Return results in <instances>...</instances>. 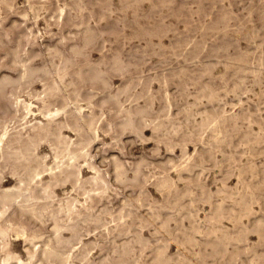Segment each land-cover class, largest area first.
<instances>
[{
  "label": "rangeland",
  "instance_id": "obj_1",
  "mask_svg": "<svg viewBox=\"0 0 264 264\" xmlns=\"http://www.w3.org/2000/svg\"><path fill=\"white\" fill-rule=\"evenodd\" d=\"M60 9H63V11L61 12ZM16 47H18L17 51L19 55L24 59L30 58L31 64L33 65L45 64L50 66L51 62L54 64H61L65 58L69 59V63L66 65L67 73L64 83L59 82L53 69H51V75L45 78L46 84L50 83L51 77L59 84V97L50 107L54 108L62 104V96L71 95V97H73V90L75 89L80 93L78 100L83 107L84 114L89 116L90 113H93L96 117L97 125L95 124V126L97 136L92 138V141L85 147L84 151H86L87 154L84 157H80L77 164L80 165L83 177L92 175L96 170L106 173V178L109 182V188L105 193L107 197L104 194L98 206H105L113 214L117 212V208L118 211L123 208V211L126 212L125 207L127 206V211L130 210L132 212L124 218H127V222L125 220L126 224H132V227H130L131 233L129 232L131 235L125 238L132 239L131 237L136 233L141 232L140 234L145 238V242L148 240L146 245L145 242L139 243L132 241L133 243H131L130 246L133 248L130 247L131 254H129L126 264H145V262L146 264H152V262H154L152 256H154L157 247L164 248L166 253L173 256L174 259H172L169 264H175L177 259H182L184 261L189 259L194 262L196 250L205 258L204 262L201 264H224L225 261L226 264H264V245L262 244L264 243V199H262L264 198V167L260 166H264V155H262L264 154V129L262 130V128H264V88H262L264 86V0H0V76L2 74H7L11 77L17 76L19 68L13 63V50ZM73 47H76L78 52H74ZM114 58L121 61L122 70L114 66ZM125 65L127 67H125ZM91 67H94L100 72L101 77L107 83L106 85H102L99 80L87 77L91 73ZM260 67H262V70ZM79 71L82 72L84 78L79 76ZM258 75H260V77ZM31 80L23 82L18 87L10 84L5 86L4 93L0 96V131L2 130V124H6L7 129L12 131L14 129L17 130L16 128L21 129L26 119H30V122H34L38 119L45 121V118L42 117L37 110V106H41L42 102L36 98L38 96L41 97L43 94V81L37 77ZM124 85L126 86L125 88ZM206 87L209 88L207 89ZM14 90L18 92L21 98L30 99L34 103V115L22 118L20 116L21 112H19L17 113L18 117L13 118L14 108L12 106V101L14 95L12 93ZM114 92L118 94L117 103H115L111 97ZM210 93L211 95H215V98H210ZM70 105L72 106V104ZM144 107L146 109H144ZM125 109H130L133 112V123L137 129L136 131L131 128H121L120 122L124 117ZM216 111L218 113H216ZM244 114H247V118H245L247 120L249 119V121L245 120ZM238 115H241L239 116L240 121H238V123L241 124L235 125L231 120L234 116ZM61 118L62 117L59 116V119ZM209 121L211 122V126ZM147 122L149 124H147ZM161 122L164 124V127L166 125L165 129ZM245 123H247V125ZM243 125L246 127L243 128ZM218 126L220 131L218 130ZM248 129L254 132V134H257L256 139L260 135V140L256 141L252 133L249 135L250 130ZM245 130H248V133ZM61 133L74 140L79 138L77 132L69 126H63L61 128ZM220 134H227L226 138L220 140L212 139L214 135ZM238 134H240L239 136L242 141L239 139ZM251 136L253 137L252 139ZM186 140L188 142H186ZM207 140H209V142ZM211 140L213 142H211ZM227 140L231 141L226 143ZM234 141L236 143L239 141L237 146ZM185 142L187 144H185ZM194 142H196L195 145ZM251 142L254 143L255 146ZM222 143L224 144L223 146ZM234 143L235 145H233ZM260 144V148L262 149H259V146L256 147V145ZM241 145L244 146L241 147ZM220 146L222 147L220 148ZM211 147L215 148V151H213L214 149L212 150ZM182 148L185 150L184 152ZM257 148L259 150H257ZM253 150H255L254 153ZM260 150H262V152H260ZM36 151L46 156L45 161L47 164H52L54 162L55 159L53 156L51 139H41L37 145ZM223 151H225V153ZM243 151H245V154ZM191 154L194 156L196 155V159L193 155L191 156ZM188 155H190V158ZM199 155L203 156L199 158ZM226 158L229 162L226 161V163H224ZM209 159L211 161H209ZM215 159L217 160L215 161ZM114 160L121 161L129 179L133 177V171L139 166L138 179L117 183L112 177ZM167 160L169 162H167ZM213 161H215V164L212 163ZM187 162H195L196 166L193 167L195 170L180 169ZM249 162L253 163L251 168L248 167ZM145 163L147 164L145 165ZM210 163L213 165L212 167ZM16 164L17 162L12 160L6 165L0 162V188H8L15 183L16 177L11 174V166ZM237 164L238 166H236ZM204 165L206 167H203ZM207 165L210 168L207 167ZM216 165L218 167H216ZM223 165L225 166L223 167ZM232 165L234 167H232ZM239 165L242 166L243 171H239ZM259 166L260 169L257 168ZM92 167L94 170H91ZM162 170H167L168 173H166L167 171L162 172ZM181 171L185 172L180 173ZM255 171L258 174H256ZM253 173L255 174L253 175ZM179 175L183 177L182 180ZM185 175L188 176V180L185 179L187 177ZM225 175L227 176L225 177ZM244 175L246 176L243 177ZM261 175L263 179L260 177ZM163 177L170 178L171 180L173 179L172 181L176 184L175 186L177 189L173 190V193H182L184 191L183 186L186 190H191L189 195L192 194V189L194 192L196 191V194H192L190 197H188L189 195H187V197L185 196L188 199H183L184 197H182L181 200L178 201L180 202L178 204H182V211L180 210L178 213L176 209L168 208L167 210L169 211H167L161 207L164 204H169V201L173 202L174 199L173 197H171L172 200L170 199L167 190L163 191L165 189L162 190L158 188V191V189H155V187L157 188V180ZM258 177L259 179H256ZM46 178L47 176H44V179ZM223 179H226V181ZM191 180H193V182L196 181L195 185H199V183L202 184L201 186H194ZM261 180H263V182H261ZM247 181L250 183V186H248ZM255 182L259 184V187ZM244 183L246 184L244 185ZM253 184L254 186L256 185L257 188L254 187ZM260 184L263 185L261 186ZM112 185L113 187L115 186L114 188H116V191L115 189L113 190ZM117 185L122 186L118 187ZM220 185H222L223 188ZM223 185H227L226 188H229L226 189ZM207 186L208 188H206ZM238 186H241V188ZM202 188L208 192L205 194V197L204 193L200 192L203 191ZM206 189H208V191ZM249 189H251V191ZM141 190H143V192L139 195ZM212 190H214V192ZM242 190L245 195L248 194L247 196H249V198L250 196L251 198L252 196L255 197V199L252 198L251 203L246 196L245 200H247L251 206V213L247 216L243 215L245 217L239 213L242 204L240 205L237 202L238 195L243 196L241 195L243 194ZM255 191H257L256 194ZM56 192L59 197L64 196L66 193L75 195V192L70 190L68 184L64 187H56ZM116 192L118 193L117 195ZM158 192L161 193L159 194ZM199 193H202L203 196ZM229 193L231 196L228 198L226 194L230 195ZM161 194L163 195L162 200ZM198 194L202 199L201 197L197 198L199 197ZM196 195L197 197H195ZM256 195L258 196V202L256 201ZM234 196L237 197L234 198ZM79 197L82 200L81 196ZM135 197H140L143 204L140 205L134 201L133 199ZM194 198L200 201L197 199V201H194ZM154 199L159 200L156 201ZM233 199L234 201L236 199V202L232 201ZM201 200H205L206 202H202ZM210 200L214 201L211 202ZM109 201L110 203L108 204ZM124 201H131L132 207L131 205H125ZM155 201L159 204V208L155 206L157 205ZM219 201L223 203L225 208V216L221 219L220 226L229 231L230 234L234 233L233 236L231 235V239L233 240L230 239V242L222 245L223 247L219 244V246H215L218 248L213 246V249H210L211 247L209 244L205 242H207V240H213L214 235L209 236L205 231L209 227L208 216L212 213L213 207L218 204ZM187 202L190 203V206L187 205ZM119 203H121V205ZM6 208L7 211L4 213L2 219H0L2 225L13 226L22 223L26 226L27 234L33 228H40L42 239L48 237L52 224L50 218L45 217L43 221H37L31 219L27 215H20L17 208L14 206H7ZM230 208L234 209H231V211H235V213L233 212L235 215L229 211ZM134 209L137 212L133 211ZM186 209L187 211H185ZM189 210H191L190 214L192 213L194 215L193 219L195 224L197 222L199 226L196 225L200 227V232L195 233V238L197 237V239L196 242L193 243V246L189 244L187 240L186 243H182L185 240H181L180 238L185 237L179 232L181 228H184L186 231L190 229L188 226L190 223L188 224V222L190 219L192 221V218H190L191 215L189 214ZM226 210L229 211V215ZM156 211L160 212L159 219H165L167 215H170L169 226L171 229L168 226L169 229H165L164 231V228H161L159 225L162 219L160 221L158 218H155L156 220L151 218V214ZM195 211H197L196 215ZM136 213L140 215V218L137 217ZM183 214L187 216L182 217ZM188 214L190 216H188ZM145 216L148 218H145ZM175 216L177 217L175 218ZM233 217H237L236 220H234ZM104 218L108 221V226L110 228L114 227L115 222L111 220L110 215H104ZM182 218H186L188 221ZM140 220L145 222L141 223L139 222ZM174 220L176 222H174ZM150 221L152 225H149ZM236 223L241 224V227L235 225V228L234 224ZM154 224L159 226H155ZM173 225H175L177 229H174L175 232H172V229L175 228ZM243 225L247 227H243ZM84 226L86 229L90 230L89 233H87L84 228L82 230V240L84 242H91V244L88 245V249H90L88 257L90 258H87V260H80V258L78 259L75 257V261L72 260V264H74V262L75 264H83V262H85V264H89V262L90 264H94L95 261V264L99 263L98 261L102 264V256H108L110 258L111 255H113L110 259H114L115 255L111 254L112 247H110V245H114L113 239L116 236L117 238L115 239L117 243H119L123 237L118 236L117 232L114 230L107 233L103 227L94 228L92 224ZM203 226L206 229H204ZM225 226L228 227L226 228ZM137 227L138 230H136ZM150 228L152 230H150ZM247 228L249 230H247ZM11 233L7 237V240L11 244L9 248L12 246L10 249L13 253L19 254L23 259H26L24 258L27 257V252L25 250L30 247V245H27L22 235L18 237L15 236L14 232ZM237 233H239V241L241 242V238L243 239L242 244H240L236 238L238 236L236 235ZM244 233L245 236H243ZM246 233L248 234L246 235ZM65 234L68 233L65 232ZM240 234L242 235L240 236ZM173 236L179 238L176 237L174 239ZM205 237L208 239H205ZM245 237L248 241L245 240ZM259 239L262 240L260 243ZM179 242L183 244V246L178 244ZM96 243L97 245H95ZM137 244L140 245L136 248ZM184 244L187 245L184 247ZM252 244L255 245L254 248H252ZM77 245L79 244H76L75 248ZM198 245L200 248H197ZM240 245L241 247L239 248ZM260 245H262V247H259ZM202 247L203 249H201ZM185 248L187 251H185ZM191 250H193V252ZM232 250L235 251L236 254ZM202 251H204L203 254ZM254 251L257 253L258 257L255 255ZM73 252L76 253L77 250H73ZM104 252L105 254L110 253V255H105ZM224 253L227 254L228 258ZM2 254L3 252L0 251V255ZM230 254L233 255L232 259H229ZM259 254H263V257ZM118 257L116 254L114 259L115 262L113 263V260H111V263L106 261V264L118 263L116 261ZM211 258H214V261ZM257 258H259V260ZM209 261L211 262L209 263ZM52 264H56V262H52Z\"/></svg>",
  "mask_w": 264,
  "mask_h": 264
},
{
  "label": "bare ground",
  "instance_id": "obj_2",
  "mask_svg": "<svg viewBox=\"0 0 264 264\" xmlns=\"http://www.w3.org/2000/svg\"><path fill=\"white\" fill-rule=\"evenodd\" d=\"M60 11L62 12L63 9H60ZM91 29V28H90ZM93 42V41H92ZM87 45V44H86ZM18 47H16L14 50H13V63L15 65L18 66L19 68V71H18V74L17 76L15 77H11L10 75H7V74H2L0 76V96L3 95L4 93V88L6 85L10 84V85H14L16 87L20 86L23 82H26V81H30L31 79H33L34 77H37L39 79H41L43 81V84H44V89H43V94L38 97H36L39 101L42 102V105L41 106H37V110L38 112L41 114L42 117L45 118V121H43L42 119H38L34 122H30V119H24L25 120V123L23 124V127L21 129H18L16 128L17 130H12V131H9L7 129V125L6 124H2V130L0 131V162H2L4 165L8 164L11 160L14 161V162H17L16 165H12L11 166V174L13 176L16 177V181L15 183L11 186V187H8V188H0V219H2V217L4 216V213L7 211V206H14L15 208H17L18 210V213L20 215H27L29 216L31 219H34V220H37V221H43V219L45 217H48L52 220V224H51V228H50V233L48 235V237L46 239H42V232L40 231V228H33L31 229V231L27 234L26 232V226L24 224H16V225H11V226H5L4 224L2 225L0 223V248L3 252L2 255H0V264H52V262H56V264H72V260L75 259V257H77L78 259L80 258V260H87V258H90L88 257V253H90V249H88V245L91 244L90 241L88 242H84L82 240V230L83 228L87 231V233L90 232L89 229H86L84 225H87V224H92L93 227H103L107 233H109L110 231L114 230L117 232V235L118 236H121L123 237L121 239V241L119 243H117L116 239L117 236L113 239V243L114 245L112 246V244L110 245L111 248V254H114L116 256L117 254V257L119 255V257L117 258V262L120 263V264H126L127 263V259L129 257V254H131V251H130V245L131 243H133L132 241H135V242H139V243H144L145 242V238L143 237V235H141L140 233H136L133 237H131L132 239H127L125 237H127L128 235L130 236L131 234H129L130 232V227H132L130 224H126L127 222V218H125V216L127 215H130L132 212L130 210L127 211V207H125V211H123V208L120 209L118 211V208H117V212L115 214H113L111 211L108 210V208H106L105 206H98L99 205V202L103 199V196L104 194L106 193V191L108 190L109 188V182H108V179L106 178V173L102 172V171H94V173L88 177H83L82 175V172H81V168H80V165L77 164L78 160L80 157H84L87 152L84 151L85 147L92 141V138L96 137L97 136V130H96V117L93 113H90L89 116L87 117L85 114H84V111H83V107L82 105L79 103V100H78V96L80 95V93L77 91V90H73V97H71V95H66V96H62V104L58 105V106H55L54 108H51L50 106L55 102L57 101L58 99V94H59V84L58 82L51 77V81L50 83H47L45 82V78L49 77L51 75V69H53V72L55 74V76L57 77V79H59V82L61 83H64L65 82V77H66V65L69 63V59L68 58H65L61 64H54L51 62V65L50 66H47L45 64H42V65H33L31 64V59L30 58H27V59H24L22 58L21 55H19L18 53ZM73 51L74 52H78V49L76 47H73ZM261 60V59H260ZM113 64L114 66L117 68V69H121L122 68V63L119 59L117 58H114L113 60ZM261 66V65H260ZM125 67H127L125 65ZM124 67V68H125ZM244 67V66H243ZM264 67V66H263ZM262 67H260L261 69ZM126 69V68H125ZM256 69V68H255ZM122 70V69H121ZM262 70V69H261ZM260 70V71H261ZM124 71V70H123ZM254 71V70H253ZM79 73V76L81 78H84V75L82 74L81 71L78 72ZM256 74V73H255ZM254 74V75H255ZM243 76V75H242ZM260 77V75H258ZM89 77L90 79H95V80H99L101 82L102 85H106V81L101 77V74L100 72L95 69L94 67H91V73L87 76ZM244 77V76H243ZM238 78V77H237ZM255 78V77H254ZM257 78V77H256ZM241 80V78H240ZM243 80V79H242ZM249 80V79H248ZM32 81V80H31ZM264 81V79H263ZM235 82V81H234ZM233 82V83H234ZM241 82V81H240ZM183 83V82H182ZM207 83V82H206ZM242 83V82H241ZM259 83V82H258ZM261 83V82H260ZM264 83V82H263ZM262 83V85H263ZM71 84V82H70ZM246 86V84H245ZM126 86L124 85V88ZM207 89L209 87H206ZM241 88V87H240ZM243 88V87H242ZM245 88V87H244ZM264 88V86L262 87ZM123 89V87H122ZM212 89V88H211ZM16 90V88H15ZM12 93L14 95V99L12 101V106L14 108V116L13 118H17L18 115L17 113L21 112V117L22 118H26L27 116H30V115H34L35 114V111L33 110V102L30 100V99H26V98H21L20 95L18 94L17 91H15ZM235 90V88H234ZM119 91V90H118ZM197 91V90H196ZM208 91V90H207ZM123 92V91H122ZM128 92V90H127ZM263 92V91H262ZM202 93L204 94V92L202 91ZM218 93V92H217ZM111 94V93H110ZM216 94V93H215ZM117 95L118 94H115V92L113 93V95L111 96L112 99L115 101V103L118 102V98H117ZM120 95V94H119ZM235 95H238V94H235ZM123 96V94H122ZM203 96V95H202ZM209 96V95H208ZM215 95H211L210 93V98H215L214 97ZM32 97V96H31ZM121 97V96H119ZM199 97V96H197ZM206 97V96H205ZM218 97V95H217ZM222 97V96H221ZM209 98V97H207ZM197 99V98H196ZM199 99V98H198ZM90 102V100H89ZM72 104V106L70 105ZM119 104V103H118ZM91 105V104H90ZM195 105V104H194ZM150 106V105H149ZM92 107V106H90ZM128 108V107H127ZM140 108V107H139ZM93 109V108H91ZM144 109H146L144 107ZM122 110V109H121ZM119 110V111H121ZM136 110V109H135ZM138 110V109H137ZM148 111V110H147ZM218 111V109H217ZM216 111V113H218ZM136 113V112H135ZM210 113V111H209ZM214 113V112H213ZM221 113V112H220ZM240 113V112H238ZM237 113V114H238ZM242 113V111H241ZM246 113V112H244ZM259 113V112H258ZM143 114V113H142ZM189 114V113H188ZM208 114V113H207ZM215 114V113H214ZM213 114V115H214ZM224 114V113H223ZM254 114V113H253ZM225 115V114H224ZM245 115V114H244ZM247 115V114H246ZM244 116V118L247 116ZM59 116H61L62 118L59 119ZM139 116V115H138ZM191 116V115H190ZM229 116V114H228ZM233 116V115H232ZM239 116L241 115H238V116H234L232 118V122L233 124H241V123H238L239 120ZM243 116V114H242ZM252 116V115H251ZM254 116V115H253ZM136 117V116H135ZM141 117V116H140ZM143 117V116H142ZM146 117V116H145ZM172 117V116H171ZM210 117V115H209ZM214 117V116H212ZM218 117V116H217ZM216 117V118H217ZM139 118V117H138ZM147 118V117H146ZM145 118V119H146ZM243 118V120H244ZM245 118V120H247ZM9 119V118H8ZM12 119V118H11ZM21 119V118H20ZM133 112L130 110V109H125V114H124V117L123 119L121 120L120 122V125H121V128L122 129H125V128H131L133 130H137L134 123H133ZM142 119V118H141ZM144 119V118H143ZM211 119V118H210ZM19 120V118H18ZM23 120V119H22ZM173 120V119H172ZM219 120V119H218ZM225 120V119H224ZM251 120V119H250ZM149 121V120H148ZM171 121V120H170ZM221 121V120H220ZM227 121V120H225ZM249 121V119L247 120ZM2 122V120H1ZM140 122V121H139ZM210 122V121H209ZM223 122V121H222ZM243 122V121H242ZM162 123V122H161ZM165 123V122H164ZM171 123V122H169ZM175 123V122H174ZM228 123V122H226ZM231 123V122H230ZM147 124H149L147 122ZM152 124V123H151ZM159 124V123H158ZM163 124V123H162ZM161 124V125H162ZM201 124V123H200ZM215 124V123H214ZM247 125V123H245ZM257 124V123H256ZM264 124V123H263ZM54 125V126H52ZM97 125V124H96ZM168 125V124H167ZM219 125V124H218ZM229 125V124H228ZM231 125V124H230ZM234 125V127H235ZM63 126H69L71 127L72 129H74L79 138L74 140L66 135H63L61 133V128ZM175 126V125H173ZM181 126V125H180ZM179 126V127H180ZM194 126V125H193ZM210 126H211V122H210ZM220 126V125H219ZM219 126H218V130H219ZM244 126V125H243ZM261 126V125H259ZM109 127V126H108ZM145 127V126H144ZM162 127V126H161ZM166 127V125H165ZM164 127V124H163V128L165 129ZM214 127V126H213ZM225 127V126H224ZM229 127V126H228ZM227 127V128H228ZM241 127V126H239ZM246 126H244L243 128H245ZM248 127V126H247ZM139 128V127H138ZM162 128V129H163ZM172 128V127H171ZM236 128V127H235ZM238 128V127H237ZM251 128V127H250ZM167 129V128H166ZM178 129V127H177ZM176 129V130H177ZM180 129V128H179ZM192 129V128H191ZM239 129V128H238ZM247 129V128H246ZM259 129V128H258ZM264 128H262L263 130ZM161 130V129H160ZM193 130V129H192ZM217 130V131H218ZM242 130V129H241ZM250 130V129H248ZM248 130H245L247 133H248ZM195 131V130H194ZM205 131V130H204ZM220 131V130H219ZM222 131V130H221ZM258 131V130H257ZM109 132V131H108ZM178 132V131H177ZM190 132L192 133V131L190 130ZM223 132V131H222ZM124 133V132H123ZM143 133V132H142ZM187 133V132H186ZM233 133V132H232ZM242 133V132H241ZM250 133H252L254 136H255V140L256 141H259L261 136L259 135L256 139V136L257 134H254V132H249V135ZM256 133V131H255ZM162 134V133H160ZM169 134V133H168ZM173 134V133H172ZM170 134V135H172ZM179 134V132H178ZM194 134V133H193ZM198 134V132H197ZM201 134V133H200ZM213 134V133H212ZM246 134V133H245ZM141 135V134H140ZM163 135V134H162ZM177 135V134H175ZM226 135L227 134H220V135H214L212 137L213 140H220V139H225L226 138ZM240 134H238L239 136ZM212 136V135H211ZM248 136V135H247ZM120 137V136H119ZM159 137V136H158ZM197 137V136H196ZM209 137V136H208ZM234 137V135H233ZM98 138V137H97ZM95 138V139H97ZM164 138V137H162ZM199 138V137H198ZM197 138V139H198ZM253 137L251 136V139ZM41 139H51V146H52V151H53V156H54V162L52 164H47L46 161H45V157L44 155H41L39 154V150L38 152L36 151L37 149V145L39 143V141ZM160 139V138H159ZM205 139V138H204ZM229 139H232V138H229ZM239 139H240V136H239ZM245 139V137H244ZM158 140V139H157ZM161 140V139H160ZM164 140V139H162ZM167 140V139H166ZM206 140V139H205ZM233 140V139H232ZM241 140V139H240ZM182 141V140H181ZM190 141V140H189ZM194 141V140H193ZM209 142V140H207ZM228 141H231V140H227L226 143H228ZM242 141V140H241ZM240 141V142H241ZM246 141V140H245ZM248 141V139H247ZM254 141V140H253ZM264 141V140H263ZM162 142V141H161ZM186 142H188L186 140ZM185 142V144H187ZM211 142H213L211 140ZM216 142V141H215ZM222 142V141H221ZM235 142V141H234ZM239 141H237L238 143ZM166 143V142H164ZM196 142H194V145H195ZM233 143V142H232ZM236 143V142H235ZM235 143L233 145H235ZM237 143H236V146H237ZM247 143V142H246ZM252 143V142H251ZM176 144V143H175ZM183 144V142H182ZM207 144V143H206ZM210 144V143H209ZM213 144V143H211ZM218 144V143H217ZM244 144V143H243ZM254 145V143H252ZM171 145V144H170ZM180 145V144H179ZM197 145V144H196ZM208 145V144H207ZM224 144L222 143V146ZM232 145V146H233ZM264 145V144H263ZM185 146V145H184ZM219 146V145H218ZM220 146V148L222 147ZM226 146V144H225ZM229 146V145H228ZM244 146V145H241V147ZM255 146V145H254ZM259 146V149H262L260 148L261 144L260 145H256V147ZM170 147V146H169ZM172 147V146H171ZM240 147V149H241ZM247 147V146H245ZM255 147V148H256ZM208 148V147H207ZM210 148V146H209ZM213 151H215V148L211 147ZM232 148V147H231ZM229 148V149H231ZM234 148V147H233ZM238 148V147H237ZM251 148V147H250ZM253 148V147H252ZM183 149V148H182ZM228 149V148H226ZM243 149V148H242ZM257 148V150H259ZM207 150V149H206ZM219 150V148H218ZM236 150V149H235ZM185 150L183 149V152ZM208 151V150H207ZM237 151V150H236ZM255 150H253V153H254ZM41 152V151H40ZM225 153V151H223ZM231 152V151H230ZM245 151H243L244 153ZM257 152V151H256ZM260 152H262V150H260ZM208 153V152H207ZM228 154H230L229 152H227ZM242 153V152H240ZM249 153V152H248ZM196 154V153H195ZM205 154V153H204ZM209 154H210V151H209ZM215 154V152H214ZM227 154V155H228ZM236 154V153H235ZM245 154V153H244ZM193 154H191L192 156ZM233 155V153H232ZM237 155V154H236ZM264 155V154H262ZM189 158H190V155H188ZM196 156V155H195ZM195 156L193 155V157L195 158ZM203 156V155H201ZM201 156L199 155V158H201ZM207 156V155H206ZM213 156V155H212ZM229 156V155H228ZM241 156V155H240ZM250 156V155H249ZM261 156V155H260ZM198 157V156H197ZM208 157V156H207ZM214 157V156H213ZM264 157V156H263ZM143 158V157H142ZM188 158V160H189ZM210 158V157H208ZM225 158V157H224ZM241 158V157H240ZM246 158V157H245ZM254 158V157H253ZM259 158V157H258ZM261 158V157H260ZM170 159V157H169ZM168 159V160H169ZM196 159V158H195ZM204 159V158H203ZM214 159V158H213ZM229 159V158H228ZM243 159V158H242ZM167 160V162H169ZM199 160V159H197ZM205 160V159H204ZM217 159H215L216 161ZM223 160V159H222ZM221 160V161H222ZM240 160V159H238ZM245 160V159H244ZM148 161V160H147ZM173 161V160H172ZM195 161V160H194ZM209 161H211L209 159ZM215 161H213L212 163L215 164ZM226 161L229 162V160H227V158L225 159V162ZM237 161V160H236ZM255 161V160H254ZM193 162V161H192ZM197 162V161H196ZM203 162V161H202ZM201 162V163H202ZM218 162L220 163V161L218 160ZM223 162V161H222ZM227 162V163H228ZM232 162V160H231ZM235 162V161H233ZM253 162V161H252ZM252 162H249L248 163V167L251 168L252 166ZM262 162V160H261ZM148 163V162H147ZM145 163V165L147 164ZM174 163V161H173ZM199 163V162H198ZM197 163V164H198ZM205 163V162H203ZM245 163V162H244ZM83 164V163H82ZM170 164V163H169ZM172 164V163H171ZM176 164V163H175ZM217 164V163H216ZM246 164V163H245ZM244 164V165H245ZM262 164V163H261ZM200 165V164H199ZM211 165V163H210ZM219 165V164H218ZM222 165V164H221ZM228 165V164H227ZM231 165V163H230ZM256 165V164H255ZM196 166V163H191V162H187L185 163L180 169H187V170H195L193 167ZM213 165H211L212 167ZM215 166V165H214ZM225 165H223L224 167ZM238 166V164L236 165ZM262 167H264L263 165H260ZM260 166L257 167L260 169ZM198 167V166H197ZM203 167H206L205 165ZM207 167H209L207 165ZM216 167H218L216 165ZM221 167V166H220ZM222 167V168H223ZM232 167H234L232 165ZM231 167V169H232ZM144 168V167H143ZM162 168V167H161ZM165 168V167H164ZM202 168V167H201ZM210 168V167H209ZM167 169V168H166ZM176 169V168H175ZM198 169V168H196ZM205 169V168H203ZM230 169V170H231ZM258 169V170H259ZM262 169V168H261ZM91 170H94L93 167ZM164 170V169H163ZM162 172H165L163 171ZM234 170V169H233ZM232 170V171H233ZM237 170V169H236ZM264 170V169H263ZM138 171H139V166L136 167V169L133 171V177L132 178H128V176L126 175V171L123 167V164L121 163V161L119 162L118 160H114V165H113V171H112V177L114 178L115 181L120 182V183H123L125 182L126 180H137L138 179ZM198 171V170H197ZM205 171V170H204ZM229 171V170H227ZM239 171H243V168L242 166L239 165ZM250 171V170H249ZM254 171V170H253ZM261 171V170H260ZM178 172V171H177ZM175 172V173H177ZM185 171H181L180 173H183ZM225 172V171H224ZM248 172V171H247ZM246 172V174H247ZM256 172V171H255ZM168 173V171L166 172ZM187 173V172H186ZM191 173V172H190ZM231 173V172H230ZM236 173V171H235ZM233 173V174H235ZM242 173V172H241ZM263 173V172H262ZM179 174V172H178ZM195 174V173H194ZM197 174V173H196ZM243 174V173H242ZM249 174V173H248ZM252 174V173H251ZM255 173H253L254 175ZM256 174H258L256 172ZM163 175V173H162ZM189 175V174H188ZM224 175V174H223ZM222 175V176H223ZM240 175V174H239ZM44 176H47L46 179H44ZM158 176V175H157ZM161 176V175H160ZM164 176H165V173H164ZM180 176V175H179ZM187 176V175H185ZM184 176V178H185ZM227 175H225L226 177ZM238 176V175H237ZM246 175H244L243 177H245ZM259 176V175H258ZM156 177V176H155ZM170 177V176H169ZM181 177V176H180ZM250 177V176H249ZM252 177V176H251ZM262 177V175L260 176ZM13 178V177H12ZM177 178V177H176ZM183 177H181V180H182ZM188 176L185 178L187 179ZM224 178V177H223ZM247 178V177H246ZM158 179V177H157ZM156 179V180H157ZM175 179V177H174ZM193 179V178H191ZM222 179V178H220ZM240 179V178H239ZM256 179H259L256 178ZM261 179V178H260ZM263 179V177H262ZM15 180V179H14ZM173 180V179H172ZM170 178H167V177H163L159 180H157V188L155 187V189H165L163 191H168V195L170 196V199L172 200L171 197H173V202L169 201V204L167 205H162L161 207L164 208L165 210H167L168 208H173V209H176L177 213L180 212V210L182 209V204H178L180 202H178L179 200H181L182 197H184L183 199H185L187 197V195H189V192L191 193V190L188 191L186 190V188H184L183 186V189L184 191L182 193H173L172 191L173 190H177L176 189V184L173 183ZM176 180V179H175ZM178 180V179H177ZM188 180V179H187ZM224 180V179H223ZM238 180V179H237ZM113 181V182H115ZM185 181V180H184ZM183 181V182H184ZM192 182L191 183H194V186H201V184L199 183V185H195L196 184V181L193 182V180H191ZM226 181V179L224 180ZM244 181V180H243ZM246 181V180H245ZM258 181V180H257ZM189 182H190V176H189ZM223 182V181H222ZM240 182V181H239ZM248 182V181H247ZM261 182H263V180H261ZM178 183V182H176ZM190 183V184H191ZM256 184H258L257 182H255ZM69 185L70 186V190L75 192V195L73 194H70V193H66L64 196H61L59 197L57 195V192H56V187H64L65 185ZM188 184V183H187ZM189 184V185H190ZM246 183H244L245 185ZM250 183L248 182V186ZM264 184V182H263ZM262 184V185H263ZM123 185V184H122ZM121 185V186H122ZM185 185V184H184ZM188 185V186H189ZM261 185V184H260ZM261 185V186H262ZM118 186V185H117ZM116 186V187H117ZM121 186H118V187H121ZM124 186V185H123ZM179 186V185H178ZM187 186V185H185ZM203 186H204V183H203ZM206 186V185H205ZM222 187V185H220ZM224 188L227 187V185H223ZM254 186V184H253ZM261 186H260V190H261ZM113 187V185H112ZM115 187V186H114ZM113 187V190L115 189L116 191V188ZM239 187V186H238ZM246 188H248L247 186H245ZM254 187L257 188V186L255 185ZM258 187H259V184H258ZM264 187V185H263ZM208 188V186L206 187ZM220 188V187H219ZM223 188V187H222ZM229 188V187H228ZM226 188V189H228ZM234 188V187H233ZM241 188V186L239 187ZM238 188V189H239ZM252 188V187H251ZM158 189V191H159ZM191 189V188H189ZM199 189V187H198ZM112 190V191H113ZM161 190V191H162ZM181 190V189H180ZM179 190V191H180ZM186 190V191H185ZM201 190V189H200ZM203 190V188H202ZM208 191V189H206ZM217 190V188H216ZM241 190V189H240ZM238 190V191H240ZM244 190V189H243ZM242 190V192H243ZM251 191V189H249ZM257 190V189H256ZM259 190V189H258ZM162 191V193H163ZM205 189L203 191H200V192H203L204 193V197H205V194H207L208 192H204ZM214 192V190H212ZM219 191V190H218ZM217 191V192H218ZM223 191V190H222ZM249 191V192H250ZM254 191V190H253ZM263 191V190H262ZM143 190L140 191L139 195L142 194ZM193 189H192V194H196V191L193 193ZM224 192V191H223ZM230 192V191H229ZM257 191H255V194H256ZM115 193V192H114ZM159 193V192H158ZM161 193V192H160ZM159 193V194H160ZM165 193V192H164ZM221 193V192H220ZM225 193V192H224ZM236 193V191H235ZM261 193V192H260ZM264 193V192H263ZM118 193L116 192V195ZM191 194V195H192ZM199 194H202V193H199ZM198 194V195H199ZM211 194V192H210ZM215 194V193H214ZM218 194V193H217ZM230 194V193H229ZM240 194V193H239ZM254 194V193H253ZM254 194V196H255ZM162 195V194H161ZM166 195V194H165ZM191 195H189L188 197H190ZM236 195V194H235ZM243 196H240L238 195V199H237V202L242 206H241V209L239 210V213L243 216V215H248L251 213V206L249 205L248 201L245 200L246 199V196L248 195H245V193L243 192V194H241ZM82 198V200L80 199V197ZM106 196V194H105ZM168 196V197H169ZM186 196V197H185ZM203 196V194H202ZM210 196V195H209ZM216 196V195H215ZM223 196V195H222ZM226 196H231L230 195H227ZM233 196V195H232ZM261 196V195H259ZM107 197V196H106ZM105 197V198H106ZM167 197V198H168ZM197 197V195L195 196ZM201 196L199 195V197L197 198H200ZM224 197H225V194H224ZM237 196H234V198H236ZM257 195H256V199H257ZM163 198V195L161 197V200ZM193 198V197H192ZM196 198V199H197ZM218 198V197H217ZM231 198V197H230ZM247 198H249V196H247ZM251 198V196H250ZM249 200L251 201L252 198L255 199V197L252 196V198ZM122 199V198H121ZM128 199V198H126ZM169 199V198H168ZM182 199V201H183ZM188 199V198H186ZM195 199V198H194ZM193 199V200H194ZM194 200V201H197V200ZM202 199V197H201ZM216 199V198H215ZM227 199V198H225ZM253 199V200H254ZM264 199V198H262ZM108 200V199H107ZM134 201H136L137 203H139L140 205L143 204L142 200L140 199V197H135L133 199ZM156 200V199H154ZM159 200V199H157ZM156 200V201H157ZM164 200V199H163ZM155 201V202H156ZM168 201V200H167ZM165 201V202H167ZM181 201V202H182ZM188 201V200H187ZM192 201V200H191ZM193 201V202H194ZM200 201V200H198ZM202 201V200H201ZM204 202H206L205 200H203ZM202 201V202H203ZM211 201V200H210ZM214 201V200H212ZM211 201V202H212ZM234 201V199L232 200ZM258 202V199L256 200ZM121 202V201H120ZM153 202V201H152ZM190 202V200H189ZM236 202V199L235 201ZM110 203V201L108 202V204ZM112 203V202H111ZM157 203V202H156ZM156 203H153V204H156ZM185 203V202H184ZM252 203V201H251ZM121 205V203H119ZM124 204L125 205H131V201H124ZM152 204V207L154 208ZM211 204V203H210ZM111 205V204H110ZM135 205V204H134ZM133 205V206H134ZM139 205V207H140ZM159 204L157 203V206L158 208L160 206H158ZM181 205V206H180ZM187 205L190 206V203L187 202ZM264 205V204H263ZM114 206V205H113ZM196 206V205H195ZM213 206V205H212ZM117 207V206H116ZM132 207V205H131ZM155 207V208H157ZM193 208H195L194 206H192ZM191 207V208H192ZM210 207V206H209ZM226 207V206H225ZM228 207V206H227ZM236 207V206H235ZM121 208V206H120ZM130 208V207H129ZM146 208V207H145ZM147 208H148V205H147ZM146 208V209H147ZM197 208V206H196ZM214 208V209H213ZM213 211L212 213L208 216V224H209V227L207 228V230L205 231V233L209 236L211 235H214V239L212 240H207V242H205L206 244H209V247L210 249H213V246H219V244L222 246V245H225L227 242H230L229 240L232 238L233 234L229 233V231H227L225 228H223L222 226H220V223H221V219L225 216V208H224V205L222 202L219 201L218 204H216L214 207H213ZM239 208V206H238ZM253 208V207H252ZM98 209V210H97ZM113 209V208H112ZM132 209V208H130ZM138 209V208H137ZM172 209V210H173ZM231 209L233 208H230L229 211H231ZM97 210V211H96ZM163 210V209H162ZM209 210V209H208ZM234 210V209H233ZM236 210V209H235ZM135 212H137L135 209L133 210ZM148 211V210H147ZM169 211V210H167ZM182 211V210H181ZM187 211V209L185 210ZM190 211L189 210V214H190ZM200 211V210H199ZM227 211V210H226ZM229 211L228 212V215H229ZM238 211V210H237ZM254 211V210H253ZM151 212V211H150ZM206 212V211H205ZM232 212V211H231ZM235 213V211H233ZM232 212V214H234ZM166 213V212H165ZM174 213V212H173ZM176 213V212H175ZM197 211H195V215H196ZM237 213V212H236ZM256 213V212H255ZM254 213V214H255ZM188 214V216H190V218H192V221L190 219V221L188 222V224L190 223L189 226V231H186L184 228V230L181 228L179 229L180 233L185 237V238H180L181 240H185L184 242L182 243H186V240L189 244H192L193 246V243L196 242V239L197 237L195 238V233L197 232H200V227H198L199 225H196L195 224V221L193 219V214L191 213L190 215ZM238 214V213H237ZM236 214V215H237ZM104 215H110L111 216V220H114L115 222V225L114 227H109L108 226V221L104 218ZM137 215V213H136ZM148 215V214H147ZM146 215V216H147ZM150 215V214H149ZM177 215V214H176ZM180 215V214H179ZM203 215V214H202ZM235 215V214H234ZM233 215V216H234ZM253 215V214H252ZM140 215H137V217H139ZM145 218H148L146 217ZM160 216V212L159 211H156V212H153L151 214V218L156 220L155 218H158ZM162 216V215H161ZM186 217L187 215H184L182 217ZM136 217V218H137ZM169 217L170 215H167V217L165 219L161 218L158 220L161 221V223L159 224L161 228H164L163 230L165 231V229H171V227L169 226ZM174 217V216H173ZM177 216H175L176 218ZM199 217V216H197ZM238 217L240 218V216L238 215ZM245 217V216H243ZM130 218V217H129ZM140 218V217H139ZM142 218V217H141ZM230 218V217H229ZM234 218V217H233ZM237 218V217H236ZM236 218H234V220H236ZM238 218V219H239ZM257 218V217H255ZM260 218V217H259ZM182 219H186V218H182ZM199 219V218H197ZM201 219V218H200ZM238 219H237V222H238ZM263 219V218H262ZM126 220V222H125ZM131 220V219H130ZM129 220V221H130ZM137 220V219H136ZM153 220V221H154ZM171 220V219H170ZM177 220V219H176ZM188 221V219H186ZM240 220V219H239ZM138 221V220H137ZM159 221V222H160ZM179 221V220H177ZM194 221V222H193ZM232 221V220H231ZM241 221V220H240ZM261 221V220H259ZM113 222V221H112ZM113 222V223H114ZM131 222V221H130ZM139 222H143V221H139ZM145 222V221H144ZM143 222V223H144ZM155 222V221H154ZM158 222V221H157ZM174 222H176L174 220ZM182 222V220H181ZM192 222V223H191ZM202 222V220H201ZM205 222V220H204ZM263 222V221H262ZM133 223V222H132ZM147 223V221H146ZM179 223V222H178ZM203 223V222H202ZM223 223V222H222ZM241 223V222H240ZM252 223V222H251ZM250 223V224H251ZM254 223V222H253ZM6 224V223H5ZM10 224V223H9ZM13 224V223H12ZM175 224V223H174ZM243 224V223H242ZM246 224V223H245ZM140 225V224H139ZM149 225H152L151 224V221H150V224ZM155 225V224H154ZM159 225H155V226H159ZM176 225V224H175ZM173 225V227L175 226ZM225 225V224H224ZM235 225H238L240 226L241 224H234V227ZM264 225V223H263ZM154 226V227H155ZM169 226V228H168ZM181 226V225H179ZM183 226V224H182ZM206 226V225H205ZM246 225H243V227H245ZM250 226V225H249ZM257 226H258V223H257ZM256 226V227H257ZM144 227V226H143ZM150 227V226H149ZM148 227V228H149ZM226 228L228 226H225ZM232 227V228H234ZM241 227V226H240ZM247 227V226H246ZM252 227V226H251ZM250 227V229H251ZM102 228V229H103ZM147 228V227H146ZM188 228V227H187ZM204 228V226H203ZM236 228V227H235ZM249 228V227H248ZM247 228V230H249ZM176 229V226L175 228L172 229V232H175ZM206 229V228H204ZM203 229V230H204ZM238 229V228H237ZM262 229V228H261ZM138 230V227L137 229ZM150 230H152L150 228ZM162 230V231H163ZM243 230V229H242ZM240 230V231H242ZM252 231V229H251ZM11 232H14L15 236H18L19 235H22L27 243V245H30V247H28L25 251L27 252V257H24L26 259H23L22 256H20L19 254H16V253H13L12 250L9 248V245L10 242L7 240L8 236L10 235ZM65 232H67L68 234H65ZM93 233H95L94 231H92ZM134 232V231H133ZM139 232V231H138ZM167 232V231H166ZM170 232V231H169ZM239 232V231H238ZM131 233V232H130ZM161 233V232H160ZM164 233V232H163ZM162 233V234H163ZM178 233V234H180ZM12 234V233H11ZM166 234V233H165ZM168 234V233H167ZM180 234V236H182ZM204 234V233H202ZM243 234V233H242ZM240 234V236L242 235ZM248 233H246L247 235ZM100 235V233H99ZM111 235V234H110ZM145 235V234H144ZM173 235V234H171ZM232 235V236H231ZM236 235H238L236 237ZM235 235V237L237 238V240L239 241L238 237H239V233H237ZM98 236V235H97ZM102 236V235H101ZM152 236V235H151ZM169 236V235H168ZM197 236V235H196ZM203 236V235H202ZM245 236V233L244 235ZM242 236V237H243ZM103 237V236H102ZM101 237V238H102ZM107 237V236H106ZM146 237V236H145ZM174 237V236H173ZM177 237V236H176ZM174 237V239L176 238ZM201 237V236H200ZM259 237V236H258ZM104 238V237H103ZM171 238V237H170ZM179 238V237H177ZM10 239V238H9ZM23 239V240H24ZM158 239V238H157ZM161 239V238H160ZM167 239V238H166ZM201 239V238H200ZM204 239V238H202ZM205 239H208L207 237H205ZM204 239V240H205ZM102 240V239H101ZM106 240V239H105ZM110 240V239H109ZM170 240V239H169ZM172 240V239H171ZM233 240V239H231ZM236 240V239H235ZM236 240V241H237ZM242 238H241V242L240 244H242ZM245 240H247V238L245 237ZM25 241H22V242H25ZM235 241V242H236ZM262 240L259 239V243L261 242ZM12 242V241H11ZM40 242V243H38ZM107 242H108V239H107ZM148 242V240L145 242V245L146 243ZM165 242V241H164ZM167 242V241H166ZM171 242V241H170ZM175 242V241H174ZM198 242V241H197ZM245 242V241H244ZM257 242V241H256ZM38 243V244H37ZM253 243V242H252ZM25 244V243H24ZM76 244H79L77 245V247L75 248ZM135 244V243H134ZM176 244V242H175ZM180 244V242L178 243ZM238 244V242H237ZM246 244V243H245ZM264 245V243H262ZM26 245V246H27ZM97 245V243L95 244ZM99 245V244H98ZM138 245L140 244H137L136 248L138 247ZM165 245V244H164ZM183 246V244H180ZM187 244H184V247L186 246ZM202 245V244H201ZM227 245H231V244H227ZM249 245V244H248ZM253 245V244H252ZM24 246V245H23ZM101 246V245H100ZM178 246V245H177ZM237 246V245H235ZM255 245L252 246V248H254ZM102 247V246H101ZM142 247V246H141ZM188 247V246H187ZM204 247V245H203ZM203 247L201 249H203ZM223 247V246H222ZM241 247V245L239 246V248ZM247 247V246H246ZM259 247H262V245H260ZM90 248V247H89ZM92 248V247H91ZM133 248V247H131ZM135 248V247H134ZM166 248V247H165ZM197 248H200L199 245ZM205 248V247H204ZM215 248H218V247H215ZM236 248V247H234ZM13 249V248H12ZM105 249V248H104ZM155 249V247H154ZM167 249V248H166ZM179 249V248H178ZM186 249V248H185ZM199 249V250H201ZM232 249V247H231ZM73 250H77L76 253L73 252ZM136 250V249H134ZM216 250V249H215ZM241 250V249H240ZM141 251V249H140ZM145 251V249H144ZM187 251V249L185 250ZM193 252V250H191ZM190 251V252H191ZM221 251V250H219ZM233 251V250H232ZM257 251V250H256ZM19 252V251H18ZM108 252V251H107ZM106 252V253H107ZM110 252V251H109ZM191 252V253H192ZM210 252V251H209ZM218 252V251H217ZM216 252V253H217ZM231 252V250H230ZM235 254L236 252L233 251ZM20 253V252H19ZM204 253V251H202V254ZM242 253V252H241ZM255 253V251H254ZM263 253V252H262ZM105 254V252H104ZM108 255H110V253H107ZM105 254V255H107ZM140 254V253H139ZM142 254V253H141ZM179 254V253H178ZM219 254V252H218ZM225 254V253H224ZM223 254V255H224ZM232 254V253H231ZM230 254V257L229 259H232L233 258V255ZM23 255V254H22ZM25 255V254H24ZM101 255V254H100ZM193 255V254H192ZM241 255V254H240ZM247 255V254H246ZM255 255L257 256V253H255ZM260 255V254H259ZM262 257H263V254H261ZM260 255V256H261ZM102 256V255H101ZM100 256V258H101ZM113 255H111L110 258H112ZM115 256H114V259H115ZM141 256V255H140ZM185 256V255H184ZM191 256V255H190ZM205 256V254H204ZM207 256H208V253H207ZM214 256V255H213ZM218 256V255H217ZM216 256V257H217ZM225 256H227V254H225ZM255 256V257H256ZM102 256V264H106V261H108L109 263H111L113 260V263L115 262L114 259H110L108 256L104 257ZM131 257V256H130ZM133 257H134V254H133ZM132 257V258H133ZM153 257V261L152 264H169V262L174 259L173 256L169 255L168 253H166V250L162 247H157L156 251H155V254ZM210 257V256H209ZM208 257V259H209ZM224 257V256H223ZM251 257V256H250ZM258 257V256H257ZM99 258V259H100ZM138 258V257H137ZM145 258V257H144ZM226 258V257H225ZM228 258V256H227ZM237 258V257H236ZM77 259V260H78ZM194 259L195 261H191V260H187V261H184L182 259H177L176 260V263L175 264H201L204 262V257L201 255L200 252H197V250L195 251V255H194ZM212 259V258H211ZM214 259V258H213ZM212 259V260H213ZM222 259V258H220ZM259 260V258H257ZM257 259H256V262H257ZM92 260V259H91ZM97 260V259H95ZM136 260V259H134ZM216 260V259H215ZM234 260V259H233ZM261 260V258H260ZM263 260V259H262ZM75 261V260H74ZM145 261V260H144ZM143 261V262H144ZM150 261V260H149ZM214 261V260H213ZM228 261V260H227ZM236 261V260H234ZM254 261V260H253ZM79 262V261H77ZM94 262V260H93ZM92 262V263H93ZM99 263L97 264H100V261H98ZM135 262V261H134ZM137 262V261H136ZM207 262V261H206ZM211 261H209L210 263ZM222 262V261H221ZM241 262V261H240ZM252 262V261H251ZM81 263V262H80ZM88 263V262H87ZM96 263V261L94 262V264ZM116 263V264H118ZM249 263V261H248ZM255 263V262H254ZM259 263V262H258ZM75 264V262H74ZM83 264H85V262H83ZM90 264V262H89ZM108 264V263H107ZM146 264V262H145ZM207 264V263H206ZM222 264V263H221ZM226 264V261L225 263ZM228 264V263H227Z\"/></svg>",
  "mask_w": 264,
  "mask_h": 264
}]
</instances>
